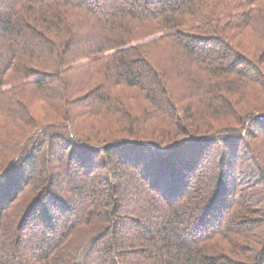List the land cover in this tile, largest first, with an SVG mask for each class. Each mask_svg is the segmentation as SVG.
I'll return each instance as SVG.
<instances>
[{"label": "trees", "instance_id": "16d2710c", "mask_svg": "<svg viewBox=\"0 0 264 264\" xmlns=\"http://www.w3.org/2000/svg\"><path fill=\"white\" fill-rule=\"evenodd\" d=\"M78 58L96 68L89 112H112L129 135L94 145L69 108L6 158L2 130L0 264H264V0H0L4 127L27 116L12 109L16 88L3 90L13 73L45 99L84 80L68 77ZM122 87L177 132L134 135L141 118L114 97ZM238 96L261 105L240 112ZM223 116L239 127L212 131ZM213 145L217 164L204 167ZM243 148L261 174L253 196L237 183Z\"/></svg>", "mask_w": 264, "mask_h": 264}, {"label": "rangeland", "instance_id": "374dc122", "mask_svg": "<svg viewBox=\"0 0 264 264\" xmlns=\"http://www.w3.org/2000/svg\"><path fill=\"white\" fill-rule=\"evenodd\" d=\"M151 40L152 39L150 38L137 40L130 43L128 46L138 47L144 44L146 45L147 43H150ZM87 63H89L87 59L78 58L72 60V68H80L68 74L71 83H74L75 81H79L81 79L84 80L82 82L80 81V84H77L74 88H72L73 90H69L67 88L65 89V87H59L61 89L59 91L61 95H59L58 92H55L58 88L52 89L48 93L46 92L47 97H45V99H43L38 92L33 91L32 88L24 87V84L28 81V79L21 80L18 75L13 73L12 75H16L18 77L17 79L9 74L11 75L8 78L10 80L6 85H4L3 90L8 91L13 87L16 88L18 99H15V101L17 102L13 105L12 109L15 112L26 113L27 116L25 117V119H22L24 121H21L22 123H20V121H16L15 124L10 122L16 125V127L12 128L4 127V124L8 123L9 121L0 118V128H2L0 129V133L2 130H4V134L9 135L10 138L7 139V141L9 140L7 142L8 150L4 154L6 158L12 156L16 150L17 152L20 151L22 145L28 141V138L36 136L44 127L61 121L63 119L62 117L64 116V113L65 115H67L66 109L69 108H73L77 113L74 118L78 121V125L74 126L72 123H70L73 132L94 145L101 146L103 142H109L113 138L129 135V133L123 132V129H125V126L127 125L123 124L120 119L116 118L112 112L108 111L106 113L97 111L95 114H93V112H89V108L86 107L84 96L86 95L88 90L87 88L90 87V85L88 83L85 84V81L89 82L92 78V76L90 75L96 70L94 66L92 68H84ZM65 79L66 76L64 77V80ZM113 95L114 97L115 95L116 97H119V100L121 101L120 103L127 107V109L129 108L134 116H137L139 114V117H134L141 118L136 120L135 122L136 128L134 130V135H145L149 133L151 135L157 136V130L159 129L164 134L166 133V135H168L169 133L174 134L177 132L175 131L176 128L172 124L170 125L168 120L165 119L166 117L162 115H160L159 117V115L151 109L150 104L146 101L145 97L142 95L139 89L125 88V91L117 94L114 93ZM66 96L70 101H64V98L62 97ZM253 99L254 98L252 97H236L235 102H238V104H236V108H238L240 112H243L244 108L246 110H256L258 107H260L261 104H256V102L254 103ZM241 102H243V105ZM98 112L102 114H99ZM225 119L226 116H223L221 119H219V123H215L214 121H212V131L216 130L215 132H217L219 130L218 128L220 127H230L235 129L239 127L236 122L237 120L226 121ZM260 129L261 128H259V126H253V131L258 130L256 131L257 133L263 132ZM255 141L257 142V144H259V146H261L257 148V151L260 152L261 155H263L262 150H264V139ZM16 142H20V146ZM242 143L244 144L246 142L242 141ZM218 148L219 145H213L212 149L205 156L207 157V159H204V167L211 168L212 166L214 167V165L217 164L216 156L219 152ZM244 152L245 148L241 149V151H239V157L236 159L238 165L236 169L238 178L237 183L239 185V188L245 189V192L252 194L254 192H257L259 189L262 190L261 186L251 184L257 182V178L261 176V174L256 170L257 167H255L256 160L254 156L249 154L244 159L243 157H241V154H243ZM5 157L0 158V164L6 161L4 159ZM261 159L264 162V158L262 157ZM55 172L58 171L55 169ZM71 173L72 171H67L68 179L67 181H65V185H63V188L66 190L64 195L65 197L74 198L76 200V198L78 199V197L76 196L79 195L80 192H75L74 188L76 184L69 181V178L72 176ZM248 184L250 185L249 188L247 187ZM70 191H74V193Z\"/></svg>", "mask_w": 264, "mask_h": 264}]
</instances>
